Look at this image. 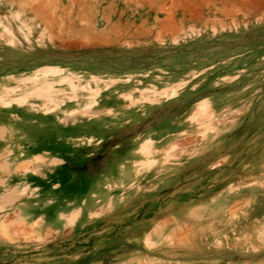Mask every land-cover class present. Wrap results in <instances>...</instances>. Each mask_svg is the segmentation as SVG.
Here are the masks:
<instances>
[{
    "label": "rangeland",
    "instance_id": "rangeland-1",
    "mask_svg": "<svg viewBox=\"0 0 264 264\" xmlns=\"http://www.w3.org/2000/svg\"><path fill=\"white\" fill-rule=\"evenodd\" d=\"M1 147L0 264H264V0H0Z\"/></svg>",
    "mask_w": 264,
    "mask_h": 264
},
{
    "label": "crops",
    "instance_id": "crops-1",
    "mask_svg": "<svg viewBox=\"0 0 264 264\" xmlns=\"http://www.w3.org/2000/svg\"><path fill=\"white\" fill-rule=\"evenodd\" d=\"M0 149H3V148L1 147ZM34 209L43 210V211H41L42 213L46 212L47 210H50V209H47V207H43V208L42 207H34V208L31 209V213L34 211ZM51 217H52V214H50V219H51Z\"/></svg>",
    "mask_w": 264,
    "mask_h": 264
},
{
    "label": "bare ground",
    "instance_id": "bare-ground-1",
    "mask_svg": "<svg viewBox=\"0 0 264 264\" xmlns=\"http://www.w3.org/2000/svg\"><path fill=\"white\" fill-rule=\"evenodd\" d=\"M56 70V69H55ZM5 103V102H4ZM7 103V102H6Z\"/></svg>",
    "mask_w": 264,
    "mask_h": 264
}]
</instances>
